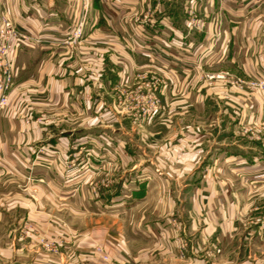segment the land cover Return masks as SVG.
<instances>
[{
    "label": "crops",
    "instance_id": "crops-1",
    "mask_svg": "<svg viewBox=\"0 0 264 264\" xmlns=\"http://www.w3.org/2000/svg\"><path fill=\"white\" fill-rule=\"evenodd\" d=\"M0 16L32 37L0 110V264H103L95 244L117 264H264V150L246 133L264 91L235 80L264 78V0H0ZM154 79L145 120L133 100ZM26 217L72 234L68 251L22 241Z\"/></svg>",
    "mask_w": 264,
    "mask_h": 264
},
{
    "label": "built area",
    "instance_id": "built-area-1",
    "mask_svg": "<svg viewBox=\"0 0 264 264\" xmlns=\"http://www.w3.org/2000/svg\"><path fill=\"white\" fill-rule=\"evenodd\" d=\"M135 19L147 20L151 23L152 18L150 12L143 14L142 16H136ZM189 23L198 27L199 20L195 19V15L190 13ZM82 37V28L80 22L73 26L66 37L65 43L75 45ZM32 37L17 28L13 22L6 16H0V110L4 109L8 102V92L11 88L13 81V64L12 55L16 44L20 42L30 40ZM208 79L224 80L226 78V72L210 73L207 74ZM144 78V77H143ZM236 81L240 82V79ZM251 85H256L260 90H264V80L254 79L250 81ZM160 81L154 79L153 82L144 81L143 92L135 95V112L136 115L142 116V118H150L157 114L160 109V99L157 95L160 89ZM257 139H260L261 146L264 149V136L254 135ZM43 147L39 149L41 152ZM261 226L264 227V215L262 217ZM94 253L98 256L103 264H115L110 258L109 254L103 249L102 246H97ZM96 264V263H92Z\"/></svg>",
    "mask_w": 264,
    "mask_h": 264
},
{
    "label": "rangeland",
    "instance_id": "rangeland-1",
    "mask_svg": "<svg viewBox=\"0 0 264 264\" xmlns=\"http://www.w3.org/2000/svg\"><path fill=\"white\" fill-rule=\"evenodd\" d=\"M195 19H196V16H195ZM220 72H225V71L204 72L203 79H205V80H213V79H208L206 77V75L210 74V73H220ZM237 79H240V82L244 81L246 83H250V81L254 80L252 78L251 79L249 78L247 80H244L243 78L242 79L241 78H237ZM237 79H235V80H237ZM256 79L264 80V78H256ZM235 80H234V82H235ZM252 86L257 87L256 85H252ZM257 89L260 90L258 87H257ZM261 91H264V90H261ZM125 99L128 100L127 97ZM160 105L162 107H161L160 111L157 114L161 113L162 110H163V105H162L161 102H160ZM157 114H155V115H157ZM139 117L142 118V116H139ZM142 119L146 120L147 118L144 117ZM246 133L249 134L254 140H256V141H258L260 143V139L255 138L253 136V133H254V135H260L261 137L264 136V116L257 123H252V124L248 125V128L246 129ZM260 145H261V143H260ZM80 147H86V146L85 145H81V144H77V142H75V141L70 143V145H69V149H72L71 150L72 152H71L70 157H67L65 162H64L66 165H68V168H69L68 170L69 171H72V170L78 168L77 164L79 163V159H78V156L75 153L77 152V150H79ZM262 149H263V147H262ZM87 154H89V152H87ZM88 158H89V155H88ZM89 164L90 165H94L93 159L89 162ZM101 182L102 183L105 182V179H103ZM92 191H93V193L94 192H98L97 189H95V190L92 189ZM263 215H264V211H263L262 215L260 216L258 225H259V228L264 232V227L261 226V221H262ZM170 224L172 225L173 228L178 229V221H176L175 217H171ZM15 226L18 228V233H19L18 237L20 239H22V241L24 240V242H26L28 244L33 243L35 245H38L40 250L45 252L46 254L59 253L60 252V251H58L59 247L62 248V250L64 249L65 252L68 251V247H69V244H70L69 239H71L73 237V235L70 234V233H62L61 235H52L49 231L41 230L38 227H36L34 221H32L30 218H27V217L25 219H23L20 222V224L17 225L15 223ZM97 246H102V245L95 244L92 247L93 252H94V250H95V248ZM179 249H180V247H179ZM112 261L115 264H117L113 259H112ZM209 264H213V263H209Z\"/></svg>",
    "mask_w": 264,
    "mask_h": 264
}]
</instances>
